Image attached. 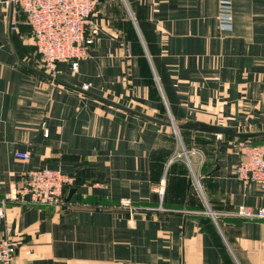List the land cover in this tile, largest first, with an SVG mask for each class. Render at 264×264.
<instances>
[{
  "label": "crops",
  "instance_id": "0c3cea01",
  "mask_svg": "<svg viewBox=\"0 0 264 264\" xmlns=\"http://www.w3.org/2000/svg\"><path fill=\"white\" fill-rule=\"evenodd\" d=\"M6 1L0 199L31 170L73 178L64 207L5 206L0 234L16 246L9 264H264L263 223L232 215L264 199L234 175L250 140L182 127L264 131V0H231L229 31L217 26V0H125L129 19L104 6L106 24L94 16L97 41L77 70L55 67V79L77 90L22 65L39 70L22 14L9 30ZM180 145L195 151L189 165L175 157Z\"/></svg>",
  "mask_w": 264,
  "mask_h": 264
},
{
  "label": "built area",
  "instance_id": "2783aa9c",
  "mask_svg": "<svg viewBox=\"0 0 264 264\" xmlns=\"http://www.w3.org/2000/svg\"><path fill=\"white\" fill-rule=\"evenodd\" d=\"M125 4V0H120ZM10 7L9 30L15 31L16 17L24 16L30 30V40L38 57V69L51 76L57 64H67L75 72L79 61L86 57L89 46L97 41L98 29L94 23V11L98 0H7ZM217 26L222 31L231 29V0H217ZM126 52V56L129 54ZM52 77V76H51ZM54 78V77H53ZM82 90H86L83 86ZM264 98V88H263ZM264 101V99H263ZM264 114V102L262 104ZM47 135V131H43ZM175 154L183 156L189 165L194 150ZM242 159L234 169L235 177L252 182L264 189V138L257 145H242ZM16 158L27 160L28 154L17 153ZM196 184L195 178H191ZM73 178L58 170L39 168L25 174L20 185L11 187L0 199V217L7 204L61 208L65 206L64 190L71 187ZM161 194V190H158ZM118 206L132 211L127 200ZM234 217L259 220L264 225V199L260 207L237 206ZM16 250L15 242L6 234H0V264H9Z\"/></svg>",
  "mask_w": 264,
  "mask_h": 264
},
{
  "label": "water",
  "instance_id": "95a60500",
  "mask_svg": "<svg viewBox=\"0 0 264 264\" xmlns=\"http://www.w3.org/2000/svg\"><path fill=\"white\" fill-rule=\"evenodd\" d=\"M126 1L127 2H132L134 0H126ZM98 2H102V0H98ZM22 65L26 69H28L30 72L36 74L37 76H39V77H41V78H43V79H45L47 81H50V82L55 83V84H60V85H63V86H67V87H70L72 89L77 90L76 88L68 86L67 84L62 83V82L58 81L57 79H55V78H53V77H51V76H49V75L37 70V69H34V68H32L30 66H27V65H24V64H22ZM79 91H81L82 93L84 92L82 90H79ZM88 95L91 96L92 98L100 101V102H103V103L109 105V106L115 107V108L120 109V110H124L126 112L138 114V113H135V112H133L131 110H128V109H126V108H124L122 106H119L117 104L109 102V101H107L105 99H102V98H99V97H96V96H93V95H90V94H88ZM140 116H142V115H140ZM142 117H144V116H142ZM145 118L148 119V120L156 122V120H153L151 118H148V117H145ZM182 127L187 128L189 130L201 132V133L213 134L217 138H220L222 136L223 137H228V138H234V139L264 138V131L263 132H247V133H245V132H237V131L232 130V129H223V128H218V127H215V126H209V125H205V124H200V123H197V122H195V123H185V124H183ZM73 192H74L73 189L69 190V192L67 194V197H66V200L69 199V197L71 196V194Z\"/></svg>",
  "mask_w": 264,
  "mask_h": 264
},
{
  "label": "rangeland",
  "instance_id": "374dc122",
  "mask_svg": "<svg viewBox=\"0 0 264 264\" xmlns=\"http://www.w3.org/2000/svg\"><path fill=\"white\" fill-rule=\"evenodd\" d=\"M100 4H97V6L95 7V11H94V16H97V18L102 19V21H104V23L106 24V20L108 17L100 16V14L103 13L104 11V6H110V8H113L112 13H114L118 18H120V16L126 17L127 19H129V12L126 8V3H122L120 0H102V2H99ZM99 5V6H98ZM114 6V7H113ZM101 7V8H100ZM98 10L100 12H98ZM217 14V12H216ZM126 51V50H125ZM124 51V52H125ZM124 56H126V52L124 53ZM37 66L38 67V61H37ZM52 77L55 78V74L51 75ZM126 81V80H125ZM252 140H256V139H252ZM260 140V139H259ZM258 140V141H259ZM251 141V140H250Z\"/></svg>",
  "mask_w": 264,
  "mask_h": 264
},
{
  "label": "trees",
  "instance_id": "16d2710c",
  "mask_svg": "<svg viewBox=\"0 0 264 264\" xmlns=\"http://www.w3.org/2000/svg\"><path fill=\"white\" fill-rule=\"evenodd\" d=\"M99 4V3H98ZM226 138H228V137H226ZM252 139H254V138H244V139H237V140H241V141H249V140H251L250 142V145H257V144H260L261 143V139L262 138H259L260 140L259 141H253Z\"/></svg>",
  "mask_w": 264,
  "mask_h": 264
}]
</instances>
